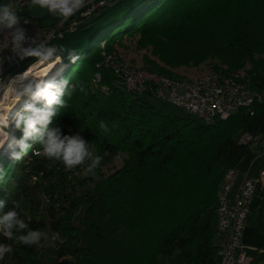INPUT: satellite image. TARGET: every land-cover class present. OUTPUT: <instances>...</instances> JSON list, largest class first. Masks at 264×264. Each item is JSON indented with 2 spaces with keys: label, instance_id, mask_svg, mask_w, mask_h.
Masks as SVG:
<instances>
[{
  "label": "trees",
  "instance_id": "obj_1",
  "mask_svg": "<svg viewBox=\"0 0 264 264\" xmlns=\"http://www.w3.org/2000/svg\"><path fill=\"white\" fill-rule=\"evenodd\" d=\"M59 18L48 13L38 21ZM125 40L144 50L145 68L166 75L204 62L211 64L209 71L248 66L253 83L264 86V0H112L52 39L51 45L79 57L73 63L58 52L65 67L56 80L79 81L85 91L57 110L49 128L79 133L103 159L75 184L69 179L78 166L68 170L60 161L33 154L41 150L35 138L27 141L22 159L0 156V217L13 201L25 203L38 217L28 220L18 209L30 229L42 230L44 212L50 221L43 231L60 236L54 257L47 259L46 251L42 257L38 253L47 242L28 246L19 242L21 233L13 239L0 234V243L13 249L0 264H217V185L251 145L252 139L242 136L260 133L264 100L252 115L240 108L208 124L188 114L156 111L142 97L149 93L125 91L102 64V50H117ZM100 121L109 133L99 128ZM32 174L39 175L34 183ZM38 195L47 197L45 207ZM260 251L264 254V240Z\"/></svg>",
  "mask_w": 264,
  "mask_h": 264
},
{
  "label": "built area",
  "instance_id": "obj_2",
  "mask_svg": "<svg viewBox=\"0 0 264 264\" xmlns=\"http://www.w3.org/2000/svg\"><path fill=\"white\" fill-rule=\"evenodd\" d=\"M112 0H91L84 8L64 20L60 17L56 22L43 24L38 17L26 12L24 7L28 0H11L19 13L21 26L26 29L29 37L52 39L62 37L66 31H72L83 19L91 17L104 4ZM27 21V23H25ZM104 41L100 42L103 48ZM27 46V45H25ZM55 46V45H53ZM32 57L19 59L11 49L10 40L0 34V92L4 86L17 74L24 72L35 60L30 61L25 69L21 67ZM102 64L116 77V84L133 95H147L168 101L181 107L186 114L203 123H212L225 119L240 108H246L249 115L254 114V107L264 100V86H257L251 80L248 66L237 69L218 68L196 78L171 76L144 66H135L120 58L116 50H102ZM20 70V71H19ZM99 79L96 74L93 82ZM4 89H7L5 87ZM8 90V89H7ZM7 91L2 93L0 105L7 99ZM251 144H258L257 137L244 135ZM261 168L256 178L243 177L239 179L237 167L224 172L217 192L214 209V226L216 240L217 264H245L247 252L240 239L245 224L252 211V198L255 193V183L264 176V143L261 144ZM42 150H33V154ZM39 179L32 174L31 182Z\"/></svg>",
  "mask_w": 264,
  "mask_h": 264
},
{
  "label": "clouds",
  "instance_id": "obj_3",
  "mask_svg": "<svg viewBox=\"0 0 264 264\" xmlns=\"http://www.w3.org/2000/svg\"><path fill=\"white\" fill-rule=\"evenodd\" d=\"M90 2L91 0H29V7L67 20ZM0 34L9 38L12 51L21 60L34 57L35 63L49 64L54 59L59 61L58 52L66 53L67 59L73 63L79 59L73 50L57 48L51 45L47 38L29 37L26 29L21 26L18 11L11 2L0 3ZM8 84L11 85L17 101L25 96L30 97L32 101L24 104L22 110L13 117L15 128L22 130L23 135L15 140V147H18L19 151L13 149L11 157L16 160L22 159L30 147L27 141L35 138L45 157L62 162L68 170L84 165L86 174H93L103 157L92 150L90 143L79 133L65 135L58 126L49 128L57 110L68 108L73 95L85 91L83 84L79 81L69 83L67 78L56 80L37 77L27 69L13 77ZM37 102H42V106L37 107ZM8 125L9 123L0 120V127L7 128ZM99 128L106 134L110 132L104 121L99 122ZM8 139L9 133L6 140L0 141V148ZM3 204L4 201L0 200V207ZM13 205L12 209L0 217V234L13 239L14 233H21L17 237L19 242L28 246L39 245L42 240L44 242L60 240L58 233L51 235L40 229H30L18 210L20 205L15 201ZM12 251L10 245L0 243V260Z\"/></svg>",
  "mask_w": 264,
  "mask_h": 264
},
{
  "label": "rangeland",
  "instance_id": "obj_4",
  "mask_svg": "<svg viewBox=\"0 0 264 264\" xmlns=\"http://www.w3.org/2000/svg\"><path fill=\"white\" fill-rule=\"evenodd\" d=\"M131 41L125 40L122 42V44L117 47V53L118 56H120V58L126 60L127 62H129L132 65L135 66H144L143 63V59H142V54L144 53V50H138L135 49L133 47V45H131ZM58 56V55H57ZM59 57V56H58ZM60 58V57H59ZM61 60V59H60ZM59 60V61H60ZM61 66H59L56 70H54L53 73H51V77L52 79H57L60 76V73H62V71L64 70V65L62 63V61H60ZM210 63L204 62L202 64H200L199 66L196 67H177V68H173L172 70V77L173 76H185L187 78H196L199 77L203 74H206L208 72H210ZM145 67V66H144ZM53 74V75H52ZM144 101L151 105L154 110L159 111L161 113H165V114H172V115H176V116H185L186 112L181 109V107L173 105L172 103L168 102V101H164L161 100L157 97H153V96H142ZM26 98H23V101H25ZM23 101H21V107L19 108L18 111H21L23 108V105L29 102L24 103ZM32 102V101H31ZM39 103V102H37ZM23 104V105H22ZM16 111L13 115H11L9 118H6L7 123H9L8 127H0L1 129H3L4 135L10 133V137L9 140H7V145L1 149L0 151V156H6L7 158L11 157V152L13 151V149L15 151H17L18 147H15V140L20 139L18 137V131H21L19 129H16L14 126V121H13V117L15 116V114L18 112ZM8 131V132H7ZM7 132V133H6ZM260 135L258 134L257 140H260L261 137H259ZM243 137V136H242ZM245 137V136H244ZM14 138V139H13ZM262 142L264 143V138H262ZM262 143V144H263ZM122 162V155H119V157L115 160V165L119 166L120 163ZM78 170L76 171L77 174L75 175H71V178L69 180H71L73 183L77 184V178H80V176H84V171H85V166L84 165H80L78 166ZM75 172V171H74ZM37 181V180H35ZM34 181V182H35ZM31 182V181H30ZM31 182V183H34ZM86 187H88V185H86ZM84 187V188H86ZM80 190V189H79ZM39 198V202H40V207H45L48 203V199L46 196L44 195H38ZM21 211L27 216L28 220L31 221H36L38 219L37 216L32 215L29 212V208L25 203H22L21 206ZM43 213V223H42V230H48L49 229V218H45V213ZM30 218V219H29ZM52 235V234H51ZM58 240L55 241H48L47 244H43L42 246H40V248L38 249V253L39 255L42 257L44 255V252H47V259H51L54 257V254L57 250V242Z\"/></svg>",
  "mask_w": 264,
  "mask_h": 264
},
{
  "label": "crops",
  "instance_id": "obj_5",
  "mask_svg": "<svg viewBox=\"0 0 264 264\" xmlns=\"http://www.w3.org/2000/svg\"><path fill=\"white\" fill-rule=\"evenodd\" d=\"M10 1L11 0H0V3ZM23 9L37 17L48 14L46 11L33 10L29 7V3ZM259 132V137H261V139L258 140L259 143L248 145L249 147L237 167L239 179L243 177L256 178L258 175L257 171L261 168V144L263 143L262 138H264V121L260 126ZM241 140L246 141V137L243 135ZM252 199V211H250V217L248 218L247 224H245L240 239L246 248L245 252H247L245 264H264V254L260 251L264 240V176L258 178L256 181L255 193Z\"/></svg>",
  "mask_w": 264,
  "mask_h": 264
},
{
  "label": "bare ground",
  "instance_id": "obj_6",
  "mask_svg": "<svg viewBox=\"0 0 264 264\" xmlns=\"http://www.w3.org/2000/svg\"><path fill=\"white\" fill-rule=\"evenodd\" d=\"M60 61H56L53 60L51 63L49 64H38V63H34L33 65H31V67H29L27 70L29 73L37 76V77H42V78H49L51 73H53L54 70H56L57 65L59 64ZM57 71V70H56ZM7 87V89H12L10 84H6L4 86V88ZM3 91V89L1 90V92ZM0 92V94H1ZM23 98H26L25 101H23L24 103L26 102H31V98L30 97H22L19 101H15V103L13 105H7L5 106V109L1 111V107H0V120H3L7 123L6 118H9L11 115H13L16 111L19 110V108L21 107V100ZM23 105V104H22ZM7 135H4V133H2V130L0 129V141L2 140H6ZM9 137H10V133H9ZM9 140V139H8ZM7 145V142H5L4 146L2 148H4ZM0 148V151L1 149Z\"/></svg>",
  "mask_w": 264,
  "mask_h": 264
},
{
  "label": "water",
  "instance_id": "obj_7",
  "mask_svg": "<svg viewBox=\"0 0 264 264\" xmlns=\"http://www.w3.org/2000/svg\"><path fill=\"white\" fill-rule=\"evenodd\" d=\"M33 65V64H32ZM59 66H61V64H60V62H59V64L57 65V68L59 67ZM56 68V69H57ZM54 72V71H53ZM53 75V74H52ZM51 77V76H50ZM49 77V78H50ZM5 91H7V93H8V95H7V99H5L4 101H3V106H2V104L0 105V107H1V111L2 110H4L5 109V106H7V105H13L14 103H15V101H16V97L13 95V89H4L3 88V91L1 92V94H0V98H2L1 96H2V93H4ZM21 101H23V99L21 100ZM20 101V102H21Z\"/></svg>",
  "mask_w": 264,
  "mask_h": 264
}]
</instances>
